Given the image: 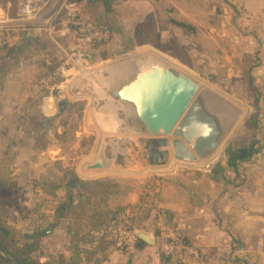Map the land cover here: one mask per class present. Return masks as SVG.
I'll use <instances>...</instances> for the list:
<instances>
[{
  "label": "crops",
  "instance_id": "1",
  "mask_svg": "<svg viewBox=\"0 0 264 264\" xmlns=\"http://www.w3.org/2000/svg\"><path fill=\"white\" fill-rule=\"evenodd\" d=\"M80 4L86 17L106 28L110 33L109 39L97 50V56L100 57L107 56L105 51L122 56L150 52L154 55L173 57L176 53L171 51L170 46L173 43L176 47L184 48L183 39L186 29L202 34L207 40L215 41L218 37L225 35L215 26L218 9L224 13L227 24L233 19L230 16V10L234 8L240 11L242 18L240 22L237 21L240 27L237 31L240 36H236V40L246 43H258L264 40V0H235V2L229 0H81ZM248 10L254 13L244 15ZM234 20L237 19L234 18ZM16 43L15 48L11 47L12 53L5 54V57H14L18 60L17 70L15 73L0 71V166H5L9 170L11 183L16 186L10 195L0 194V211L6 213L10 219L7 221L6 216L2 214L0 218L5 229L10 230L9 226L13 227L14 233H17L19 246L32 243L40 231L44 234L37 252L40 262L57 264L55 257L60 255L67 264H92L86 261L82 253H79L76 259L73 231H70L68 227L71 218L60 217L59 208L61 205L68 204L73 199L72 194L80 191L82 185L100 180V175L102 176L100 173L105 170H88V166L94 161L86 164L85 167L71 165L59 155L60 148L54 144L48 143L45 147H39L37 126H33V123L42 120L44 122L42 130L45 129L49 122L56 120L59 106L55 96L58 91L40 88V83L36 81L44 76L43 74L49 75V72L54 71L60 62L54 64L53 59L50 60L44 52L37 53L36 47L44 48L54 45L55 50L64 54L47 36L30 34ZM60 43L64 48L69 49L72 39H60ZM35 54L41 58L33 60ZM29 60L31 62H28ZM32 71H37L38 74L36 78L33 76L31 81L26 76H29ZM93 96L95 99L99 98V95ZM68 106L63 110L59 109L64 111ZM228 106L226 102L220 100L209 109L222 111L227 110ZM102 108H104L103 118L112 115L107 112L109 108L116 111L117 117L120 112L123 114L127 123L123 120L119 130L125 129L126 125H132L134 122V118L119 102L113 103L108 99ZM250 108L252 111L255 110L253 117H256L258 124V127L251 132L255 139L254 154L249 159L238 162L237 168L229 165L227 161V174L231 177L225 174V179L218 178L212 173L214 168L208 172L213 174L208 178L210 187L219 186L220 189L217 197L213 198L212 195L209 198L210 203L216 207V201L220 198L219 200L224 203L223 207L219 209L208 207V210L201 211L198 206L194 207L185 199L177 204L174 201L165 200L161 193V200L154 209L155 211L168 209L166 211L170 212V216L172 212L175 213L176 221H178L177 228L184 235L197 239L204 234L210 235V241L205 243L207 249L228 252L227 257H212L209 262L215 264L223 262L237 264L238 261L235 259H240V262L244 264H264V99L257 100L255 106ZM133 134H137L138 138L144 136L143 132ZM57 161L58 164L54 167ZM76 177L79 179L78 186L73 188L70 180ZM2 183L4 182L0 180V186ZM42 184L61 186L56 191L48 193L44 191ZM81 193L84 194V190H81ZM136 202L137 200L134 199L128 203L136 205ZM190 209H194L193 212L196 214L199 210L200 218L202 215L208 217L204 229H191L186 220L188 214L190 215ZM99 210L103 209L99 208ZM83 218L80 222L81 236L89 232L97 235L105 227L98 225L92 228L89 225L88 216ZM217 218L226 224L230 218L232 220L230 223L235 228L231 232L239 234L240 239L234 240L226 230L214 228L213 219ZM221 218L224 219L221 220ZM142 223V226L130 232L129 241H132V247L124 251L119 248H110L101 261L100 258L95 259L96 264H175L158 252L156 244L138 247L139 240L135 236V230H148L154 233L155 237L158 232V228L154 227L150 218H145ZM50 226L52 230L44 233V230ZM80 244V247H87V243ZM238 248L242 254L235 251Z\"/></svg>",
  "mask_w": 264,
  "mask_h": 264
},
{
  "label": "rangeland",
  "instance_id": "2",
  "mask_svg": "<svg viewBox=\"0 0 264 264\" xmlns=\"http://www.w3.org/2000/svg\"><path fill=\"white\" fill-rule=\"evenodd\" d=\"M77 1L80 2L81 0ZM229 1L235 2V0ZM18 4L19 0H0V22L4 18L7 20L14 19ZM252 13L254 11L248 10L245 11L244 15H252ZM230 16L233 19L230 21L231 24H227L224 13L218 9L215 26L218 31H222L225 35L218 37L215 41L207 40L202 34L200 35L195 31L186 29L183 39L184 48L176 47L173 43L170 46L171 51L174 54L176 53V56L173 57L154 55L150 52L122 56L105 51L107 56L102 57L101 55V58L96 55L95 60L97 63L96 67H107V70L112 71L120 63L134 58H141L144 55L151 57L160 64H163L161 62L163 61L181 70L200 85L195 99L200 96L208 109L214 107L220 100L235 108L238 112L237 116L228 127L219 147L208 158L200 159L197 162H186L177 160L172 155L166 166L144 168L136 150L138 148L137 134H133L135 132L132 130H118L122 124L121 119L127 123L123 114L120 112L118 114L119 118L116 113L106 118L102 117V110L104 109L102 106L108 102V99L113 103H118V100L109 91L105 89L102 91V85L97 84L94 79L86 76L81 77L83 74L73 70L67 72L65 77L60 78L59 82L67 85V87L62 89L63 92L55 94L57 102H67V106L69 105L67 110L62 111L57 108L56 120L49 122L48 125L45 124L47 127L43 130L44 122L42 120L33 123V126H37V144L39 147H45L48 143L59 146V155L70 162L71 165L85 167L86 164L95 161L101 152L106 153L109 158L112 156V151L121 152L118 154L114 167L100 173L102 174V176L100 175L101 181L116 184L118 187L111 188L112 190L107 196L97 197V201L100 204L99 208L103 209V211L116 213L115 219L110 220L111 217L106 216V226L97 235L89 232L88 235H83L79 241H76L77 238H75L74 246L76 248H74V251L77 253V250H81L79 253H82L86 261L96 264L95 259L100 258L101 261L105 258L110 248L127 250L132 247V241H129L132 229L142 226V221L148 217L159 231V223L164 216L171 220L173 229L187 241L196 243L205 250V262H209L212 257H227L228 252L225 250L213 251L207 249L205 243L210 241V235L204 234L198 239L184 235L177 228L178 223L176 224V222L178 221H176L175 213L172 212L170 216V212L166 211L168 209H162V211H155L154 209L157 208L161 200V193L165 200L174 201L177 204L182 203L185 199L194 207L198 206L201 211L208 210V207L222 208L224 203L219 200L220 198L216 201V207L210 203L209 198L212 195L213 198L217 197L220 193L219 186L212 188L208 183V178L213 174H208V172L198 167H201L203 163L211 160L214 156H218L219 161L215 165V167L221 168L217 173L218 178L223 179L225 174L231 177L230 174H227L228 168H226L228 161L227 148L230 146L247 147L251 142V132H253L252 118L255 110L252 111L250 107H254L257 100L264 99V40L258 43H246L236 40L235 37L240 36L237 31V29L240 30L237 21L240 22L242 15L240 11L233 8V10H230ZM234 18L237 20L235 21ZM204 28L202 27V29ZM15 46H17V43L12 47L15 48ZM54 47V45H48L44 48H39L38 46V48L36 47V52H44L50 60L53 59L54 64L60 62L59 65H61L65 61V57L55 50L56 47ZM11 49V47H7L0 50L1 72L11 71L15 73L17 66H19L16 58L5 57V54L12 53ZM39 57L41 58V56ZM39 57L36 55L33 60H37ZM28 62L31 61L29 60ZM28 66H30V63H28ZM37 74V71H32L26 78L32 81L33 76L36 78ZM43 75L36 83H40L41 80L47 77L45 75L48 74ZM92 94L99 95V98L95 99ZM170 138L172 139L173 137ZM57 164L58 161L54 163V167ZM9 174L11 173L5 166H0V180L4 182L0 186V194L3 196L10 195L14 187H16L11 183ZM90 184H92V187L94 186L93 183ZM134 199L137 200L136 205H130L128 202ZM153 210L155 213L150 212ZM193 210L190 209L189 211L190 215L188 214V219H186L188 220L187 223L191 229H204L207 225L208 217L202 215L200 218L201 212L198 210L199 214L198 212L196 214ZM0 214L7 215L4 212L1 213V211ZM120 216L125 218L126 234L121 240L110 239V229L117 217ZM6 219L9 221V216H6ZM223 219L221 218V220ZM230 220L229 218L226 224V222L219 221L218 218L213 219L214 228L226 230L228 234L232 235L234 240H239V234L231 232L235 228L230 223ZM9 227L13 231V227ZM15 234L17 235V233ZM82 239H87L88 241H86V248L80 247V243H84ZM95 241L97 243H94ZM235 251L238 254H242L239 248ZM97 255L98 257H96ZM77 258L78 254H76ZM237 264L244 263L238 262Z\"/></svg>",
  "mask_w": 264,
  "mask_h": 264
},
{
  "label": "water",
  "instance_id": "3",
  "mask_svg": "<svg viewBox=\"0 0 264 264\" xmlns=\"http://www.w3.org/2000/svg\"><path fill=\"white\" fill-rule=\"evenodd\" d=\"M161 62L162 66L135 73L121 93H111L144 127V136L138 138L136 148L144 168L166 166L172 155L186 162L206 159L216 151L228 130L218 114L195 100L200 85L181 70ZM58 106L63 110L67 102H58ZM107 112L116 113L111 108ZM120 153L112 151L109 158L101 152L88 170L113 168ZM78 181L76 177L70 184L76 186ZM51 230L50 226L44 233ZM135 236L139 240L138 247L156 244L154 233L148 230H135ZM0 252L3 253L1 249ZM3 254L11 264H18Z\"/></svg>",
  "mask_w": 264,
  "mask_h": 264
},
{
  "label": "built area",
  "instance_id": "4",
  "mask_svg": "<svg viewBox=\"0 0 264 264\" xmlns=\"http://www.w3.org/2000/svg\"><path fill=\"white\" fill-rule=\"evenodd\" d=\"M30 34L47 36L65 55V61L41 80L39 85L40 88H51L53 92L59 93L67 87L59 82L67 72L73 70L85 74L96 68L97 50L110 36L106 28L83 14L77 0H19L16 17L10 20L4 18L0 22V50L14 46ZM68 38L72 39V45L66 49L60 39ZM218 161L219 157L214 156L198 168L210 172ZM125 234V218L117 217L110 229L109 238L121 240ZM156 245L158 252L175 264L206 263L205 250L175 231L171 220L165 216L159 224Z\"/></svg>",
  "mask_w": 264,
  "mask_h": 264
},
{
  "label": "trees",
  "instance_id": "5",
  "mask_svg": "<svg viewBox=\"0 0 264 264\" xmlns=\"http://www.w3.org/2000/svg\"><path fill=\"white\" fill-rule=\"evenodd\" d=\"M253 122V129H256L258 127L257 119L256 117L252 118ZM251 142L247 147H237V146H230L226 150L227 160L229 165L234 166L237 168V164L240 161H245L252 157L254 154V147H255V139L254 136L251 135ZM221 170V168H214L212 171L213 174L218 173V171ZM92 184L87 183L82 185L81 190H84V194L81 193V190L73 195V199L65 205H61L59 208L60 217H66L69 216L71 218V221H69V229L70 231H73V237L74 241L75 238H77L76 241L81 240V220L84 219L83 217L88 216V220L90 222V226L92 228H96L98 225L106 226V216L111 217L110 220H114L116 217V213L109 212V211H100L99 207L100 204L97 201V197H103L107 196L112 190L111 188L118 187L116 184H112L110 182H103L101 180H96ZM61 185L58 184H42V188L45 192L52 193L56 191ZM71 185V187L75 188L77 187ZM86 195V196H85ZM96 198V200H95ZM74 220V222H73ZM106 233V232H105ZM89 233H86L84 235H88ZM35 239H33L32 243L25 244L23 246L18 245L16 234L9 230L5 229L4 223L2 222V219L0 218V249L3 251V253L9 255L14 261H16L18 264H44L40 262L39 256L37 254L39 248H40V241L41 237L44 235L41 231L37 234ZM80 235V236H79ZM79 237V238H78ZM84 243H86L87 239H82ZM91 241V240H90ZM88 242V241H87ZM75 243H73V247L76 248ZM79 252L81 250H77V254L79 255ZM0 252V264H11L4 254ZM56 262L57 264H67L63 260L62 256H56ZM235 261L240 262V259H235ZM205 264H215L212 262H206Z\"/></svg>",
  "mask_w": 264,
  "mask_h": 264
},
{
  "label": "bare ground",
  "instance_id": "6",
  "mask_svg": "<svg viewBox=\"0 0 264 264\" xmlns=\"http://www.w3.org/2000/svg\"><path fill=\"white\" fill-rule=\"evenodd\" d=\"M162 65L163 64H160L151 57L144 56L141 58H134L124 61L120 63L114 71L107 70V67L99 66L81 75V77L86 76L88 78L94 79L95 82H97V84L102 85V91L103 88H105L110 93H118V92L121 93L124 87L127 85L128 80H130V78L135 73L142 71L146 68L162 66ZM81 93H85V92H81ZM195 100H197L202 107L207 108L203 100L200 98V96H198ZM210 111L218 114L224 121L226 127L230 126V124L233 122V120L238 114L237 110L231 107L230 105L228 106L227 110L224 109L222 111H214V110H210ZM121 121L123 122L122 119ZM125 129L132 130L135 133H141L144 130V127L134 120L132 125H126Z\"/></svg>",
  "mask_w": 264,
  "mask_h": 264
}]
</instances>
